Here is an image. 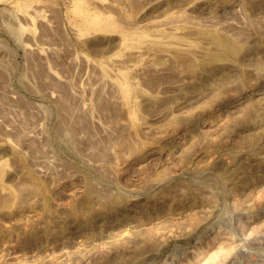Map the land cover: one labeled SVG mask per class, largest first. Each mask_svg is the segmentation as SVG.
<instances>
[{
    "label": "rangeland",
    "instance_id": "obj_1",
    "mask_svg": "<svg viewBox=\"0 0 264 264\" xmlns=\"http://www.w3.org/2000/svg\"><path fill=\"white\" fill-rule=\"evenodd\" d=\"M0 264H264V0H0Z\"/></svg>",
    "mask_w": 264,
    "mask_h": 264
}]
</instances>
